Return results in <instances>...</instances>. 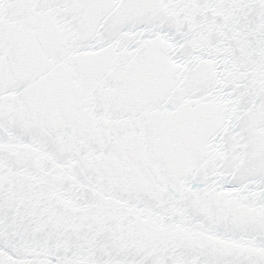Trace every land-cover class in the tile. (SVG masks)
<instances>
[{
  "label": "snow or ice",
  "instance_id": "6c2138e0",
  "mask_svg": "<svg viewBox=\"0 0 264 264\" xmlns=\"http://www.w3.org/2000/svg\"><path fill=\"white\" fill-rule=\"evenodd\" d=\"M0 264H264V0H0Z\"/></svg>",
  "mask_w": 264,
  "mask_h": 264
}]
</instances>
